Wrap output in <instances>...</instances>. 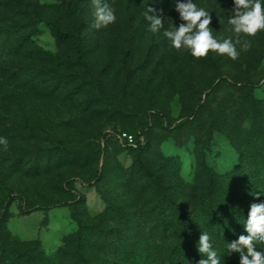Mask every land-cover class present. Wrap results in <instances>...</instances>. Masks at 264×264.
I'll return each mask as SVG.
<instances>
[{"label":"rangeland","instance_id":"1","mask_svg":"<svg viewBox=\"0 0 264 264\" xmlns=\"http://www.w3.org/2000/svg\"><path fill=\"white\" fill-rule=\"evenodd\" d=\"M106 2L96 29L92 0H0V264H198L202 232L239 264L227 243L264 203V31L196 59L163 36L176 0ZM193 3L235 39L233 0Z\"/></svg>","mask_w":264,"mask_h":264},{"label":"clouds","instance_id":"2","mask_svg":"<svg viewBox=\"0 0 264 264\" xmlns=\"http://www.w3.org/2000/svg\"><path fill=\"white\" fill-rule=\"evenodd\" d=\"M232 16L228 19L232 36L218 40L214 37L210 27L212 17L203 7H197L193 0H176L175 11L179 13L182 23H174L165 29L163 36L170 42V47L180 51L187 49L196 58H206L209 52L227 56L231 60H238L241 52L251 48V40L243 37H255L264 31V3L262 0H233ZM96 29L106 28L116 22L114 8L106 0H92ZM144 18L149 22V30L156 34L164 28V19L156 14V9L147 7ZM239 50H238V47ZM0 145L8 149L6 137H0ZM264 193L257 192L258 199ZM246 235L241 234L238 239L227 243V255L239 254V264H264V251L257 250V243L264 245V203L250 205L247 220L244 224ZM198 252L202 258L198 264H221V257L213 247L211 237L202 232L198 241Z\"/></svg>","mask_w":264,"mask_h":264},{"label":"trees","instance_id":"3","mask_svg":"<svg viewBox=\"0 0 264 264\" xmlns=\"http://www.w3.org/2000/svg\"><path fill=\"white\" fill-rule=\"evenodd\" d=\"M19 1V0H18ZM77 51H78V53H79V59H82V57L84 56V49H83V45H82V42H78L77 43ZM247 85H249V86H252V84H247ZM140 143V142H139ZM140 145H143L142 143H140ZM179 213V217H180V219L182 220V222H183V226H184V230L186 231V235H187V244H190V241H189V226H188V224H187V221H186V219H185V216H184V214L183 213H181V212H178ZM203 258H205V257H203ZM199 261V260H198ZM177 262H175V264H176ZM198 263V262H197ZM194 264H196V262H194Z\"/></svg>","mask_w":264,"mask_h":264},{"label":"built area","instance_id":"4","mask_svg":"<svg viewBox=\"0 0 264 264\" xmlns=\"http://www.w3.org/2000/svg\"><path fill=\"white\" fill-rule=\"evenodd\" d=\"M119 139H121L123 142H125L126 144L132 146L136 143V138L135 135L133 133L130 132H120L118 134Z\"/></svg>","mask_w":264,"mask_h":264}]
</instances>
